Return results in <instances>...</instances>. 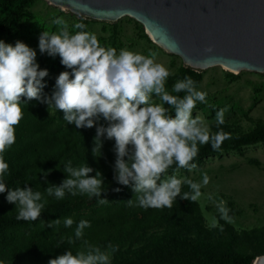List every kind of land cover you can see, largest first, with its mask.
Instances as JSON below:
<instances>
[{
  "label": "clouds",
  "instance_id": "obj_1",
  "mask_svg": "<svg viewBox=\"0 0 264 264\" xmlns=\"http://www.w3.org/2000/svg\"><path fill=\"white\" fill-rule=\"evenodd\" d=\"M53 16L51 23L59 31L44 30L39 36V49L52 57L59 55L61 64L71 71L59 74L50 96H42L48 70L40 69L36 50L23 41L13 45L0 40V193H7V202L16 205V219L36 221L47 202H41L40 191L32 187L10 189L3 179L9 170L3 154L16 142V127L24 115L21 103L31 100L47 104L49 112L52 108L63 112V119L77 129L95 126L94 156L102 155L101 137L105 134L115 141L114 179L121 185L132 186L135 195L127 200L129 207L171 209L178 197L198 202L205 196L202 187L210 182L207 172L202 174V182L177 178L175 173L168 175V172L173 166L177 171L195 170L197 164L193 161L199 155L200 145L210 144L215 152L231 139V134L223 130L210 132L199 114L193 117L197 102L207 103V93L197 90L190 76L177 81L169 92L166 82L172 73L156 61L157 52L150 50L144 55L121 49L117 53L114 47L102 46L96 34L85 30L87 25L83 22L74 23L73 32L64 17ZM206 51L211 53L213 49L208 47ZM181 92L182 97L172 94ZM154 95L160 103L153 102ZM166 104L170 107H165ZM226 111V108L216 111L217 127L224 124ZM100 120L106 121V126H97ZM63 171L68 178L59 185L49 184L45 189L48 196L62 200L67 192L97 198L99 204L108 202L102 196L104 179L100 178L103 177L100 171L91 176L92 167H73L71 161L64 165ZM185 184L190 191L182 192ZM206 199L215 204L220 219L234 223L225 200H217L213 193L207 194ZM60 224L61 220L55 219L47 227L56 230ZM63 224L71 228L74 220L66 218ZM89 227L90 221L80 220L74 238H62L57 243V246L64 242L74 245L81 240L79 250L74 254L70 248L48 264H111L109 252L84 239V230ZM209 227L224 230L216 218H212ZM109 248L112 252L118 250L111 245Z\"/></svg>",
  "mask_w": 264,
  "mask_h": 264
},
{
  "label": "rangeland",
  "instance_id": "obj_2",
  "mask_svg": "<svg viewBox=\"0 0 264 264\" xmlns=\"http://www.w3.org/2000/svg\"><path fill=\"white\" fill-rule=\"evenodd\" d=\"M7 9L0 5V18ZM55 16H62L69 23L70 31L76 22H83L98 37L102 46L114 47L117 53L128 49L148 55L149 51L157 52L156 61L164 64L172 73L166 82V89L172 92L173 85L190 76L197 90L207 93V103L197 102L193 117L200 115L208 124L210 132L223 130L231 134V139L224 141L220 151H213L211 145H200L198 157L193 161L197 168L193 171L169 169L168 175L175 173L177 178H190L202 182V174L210 177L208 185L202 187V196L192 203L180 197L171 209H145L130 216L132 223L124 230L101 244L102 251L109 252L111 264H150L165 258L194 253H211L218 255H262L264 254V141L242 143L241 137L264 126V72L242 70L230 71L222 66H213L195 70L194 74L184 75L187 67L180 56L169 53L156 44L148 35L143 25L129 16L117 21H105L79 16L71 11L54 6L47 0H35L25 8L22 21L0 34V40L15 44L18 40L36 50V62L40 69H47L44 78L45 87L42 96H50L55 90V82L63 71H71L61 64L59 55L52 57L41 53L39 36L47 30L58 32L51 23ZM183 96L184 93H172ZM26 98V97H24ZM153 102L160 103L154 95ZM48 106V105H47ZM214 106V107H213ZM170 107V105H165ZM226 108L225 122L217 127L215 113ZM174 117L175 112H171ZM53 126H66L63 112L52 108L48 114ZM99 124H107L100 120ZM96 131V127L92 128ZM102 140H109L105 134ZM115 144L114 140H109ZM116 154H106L100 169L104 179L102 193L107 203L99 204L97 198L81 195L69 201L66 206L56 211L51 217H62L74 214L92 213L111 206L135 194L132 186L121 185L114 179ZM96 175V172L94 173ZM93 175V176H94ZM119 188L120 191H115ZM190 191L185 184L182 192ZM213 193L216 199L226 201L229 214L234 223H227L219 218L215 204L206 199ZM212 218L223 226L210 228ZM109 245L117 247L112 252Z\"/></svg>",
  "mask_w": 264,
  "mask_h": 264
},
{
  "label": "trees",
  "instance_id": "obj_3",
  "mask_svg": "<svg viewBox=\"0 0 264 264\" xmlns=\"http://www.w3.org/2000/svg\"><path fill=\"white\" fill-rule=\"evenodd\" d=\"M35 0H0V5L7 12L0 18V34L9 27L18 26L25 8ZM195 69L183 68L184 75L194 74ZM27 100V98H23ZM23 119L16 127V142L4 154V160L9 164L4 181L11 188L32 187L34 191L43 194L47 201L42 215L36 221L17 220L15 204L7 202V193H0V264H48V262L72 249L75 254L82 243L77 240L74 245L67 242L57 246L63 238H74V229L80 220H88L91 227L84 230V239L94 246L102 243L124 230L132 223L130 216L145 209L139 206L129 207L127 200L101 208L92 213L74 214L62 217H51L76 197L66 192L62 200L48 196L45 189L49 184L59 185L68 174L63 171L64 165L71 161L73 167L89 165L94 169L89 175L100 169L106 159V154H114V143L102 140V155L94 156V137L96 131L92 128L77 129L74 124L53 126L50 123L48 106L38 100L22 102ZM242 143L264 141V126L257 128L241 138ZM59 165V167H57ZM72 218L71 228L64 227L63 221ZM60 219L58 229L47 227V223ZM255 255L211 253H194L165 258L150 264H252Z\"/></svg>",
  "mask_w": 264,
  "mask_h": 264
},
{
  "label": "water",
  "instance_id": "obj_4",
  "mask_svg": "<svg viewBox=\"0 0 264 264\" xmlns=\"http://www.w3.org/2000/svg\"><path fill=\"white\" fill-rule=\"evenodd\" d=\"M47 1L96 20L134 18L156 44L195 70L264 72V0ZM252 264H264V254Z\"/></svg>",
  "mask_w": 264,
  "mask_h": 264
},
{
  "label": "bare ground",
  "instance_id": "obj_5",
  "mask_svg": "<svg viewBox=\"0 0 264 264\" xmlns=\"http://www.w3.org/2000/svg\"><path fill=\"white\" fill-rule=\"evenodd\" d=\"M227 69V68H226ZM229 70V69H228ZM231 71V70H230Z\"/></svg>",
  "mask_w": 264,
  "mask_h": 264
}]
</instances>
